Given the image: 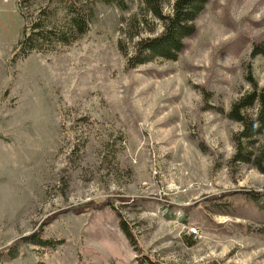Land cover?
Here are the masks:
<instances>
[{
  "label": "rangeland",
  "instance_id": "obj_1",
  "mask_svg": "<svg viewBox=\"0 0 264 264\" xmlns=\"http://www.w3.org/2000/svg\"><path fill=\"white\" fill-rule=\"evenodd\" d=\"M84 1L87 34L14 61L23 25L48 8L61 27V10L25 0L24 21H0V251H15L0 264H264V135L238 148L227 117L249 72L264 86V0H209L177 61L135 69L162 25L141 0ZM36 233L54 248L25 243Z\"/></svg>",
  "mask_w": 264,
  "mask_h": 264
},
{
  "label": "trees",
  "instance_id": "obj_2",
  "mask_svg": "<svg viewBox=\"0 0 264 264\" xmlns=\"http://www.w3.org/2000/svg\"><path fill=\"white\" fill-rule=\"evenodd\" d=\"M16 1L17 11L24 21L22 4L20 2H25V0ZM141 1L143 16H151L157 20L162 25V31L158 35L140 38L135 42L134 52L127 59L128 69H135L154 60L177 61L184 49V40L195 34V21L203 12L209 0H173L170 5L169 15L162 14V0ZM80 2L81 0H55V5L62 13L61 20L64 23L61 27H58V25L45 26L43 24L44 20L51 22V14L45 11L48 8L35 15L32 21L25 23L22 27L20 38L13 47L12 58L10 60L14 61L15 59L25 58L32 53L46 52L53 43L68 46L71 42L87 34L94 20V9L92 2L87 3L86 1L83 2V0V4ZM107 3L113 4L120 9L127 7L119 0H107ZM133 20L137 22L136 17ZM43 45L46 46L45 50L42 49ZM257 56H264V50L255 48L251 52L250 58L253 59ZM245 81L249 84L250 90L231 105L227 115L229 120L239 124L241 127V130L236 134L234 139L238 148L242 146V142L252 144V140L255 137L264 135V86L259 88L250 72ZM249 111L255 112L254 117L247 116V112ZM243 156L242 153H239V155L234 157L233 161H240ZM250 196L253 199L254 196L261 198L264 197V193L250 194ZM108 204L119 218L118 209L110 203ZM253 204L259 209H264V202L254 201ZM120 224L127 239L132 242V235L126 230L123 222L120 221ZM24 240L26 241L25 243L41 250L54 248L53 242L43 239L40 233L33 234L24 238ZM14 252L13 249L0 251V259L3 256L7 259H11L10 256L14 258Z\"/></svg>",
  "mask_w": 264,
  "mask_h": 264
},
{
  "label": "crops",
  "instance_id": "obj_3",
  "mask_svg": "<svg viewBox=\"0 0 264 264\" xmlns=\"http://www.w3.org/2000/svg\"><path fill=\"white\" fill-rule=\"evenodd\" d=\"M0 10H3L2 13H0V21H4V20L7 21V18H6L7 12H11V13L14 12L15 14H18L20 21H22L20 15H19V12L17 11L16 0H0ZM21 26H22V22H21ZM19 33H20V31H19ZM19 35H18V37H20ZM6 38H7L6 31L4 30V28H0V51L3 49L4 43L6 42L5 41ZM18 40L19 39L17 38L15 43H17ZM11 45H12V48H11L10 55L13 52V47L15 44L13 45V43H12ZM10 55H7V56L1 55L0 61L5 62L7 57Z\"/></svg>",
  "mask_w": 264,
  "mask_h": 264
}]
</instances>
